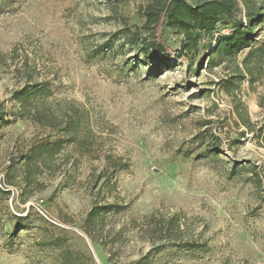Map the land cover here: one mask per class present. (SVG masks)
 I'll list each match as a JSON object with an SVG mask.
<instances>
[{"label":"rangeland","instance_id":"374dc122","mask_svg":"<svg viewBox=\"0 0 264 264\" xmlns=\"http://www.w3.org/2000/svg\"><path fill=\"white\" fill-rule=\"evenodd\" d=\"M248 1L258 46L264 0ZM153 2L0 0V108L51 90L0 125V264H264V72L227 82L248 49L213 69L204 48L157 62ZM47 140L66 143L31 157ZM95 206L112 210L90 220Z\"/></svg>","mask_w":264,"mask_h":264},{"label":"trees","instance_id":"16d2710c","mask_svg":"<svg viewBox=\"0 0 264 264\" xmlns=\"http://www.w3.org/2000/svg\"><path fill=\"white\" fill-rule=\"evenodd\" d=\"M247 18H238L239 3L237 0H207L197 5H192L186 0H154L147 12L148 26L151 29V41L148 42L144 52L150 54L157 62L171 59L173 53L178 57L185 54L199 53L202 48L209 50L200 61V66L207 60L210 68H215L222 63L236 59L245 49L248 53L243 61L242 70L228 79L229 84L243 81L247 74L255 80L256 72H264V40L256 46L253 42V25L262 15L256 4L246 0ZM152 24V25H151ZM178 35L176 42L178 49L170 43L169 33ZM207 39V42H202ZM251 61H254L251 64ZM166 65V64H165ZM246 71V74H245ZM228 84V85H229ZM51 94L47 83H27L12 93L11 100L19 106V116L28 117L32 106L37 99H44ZM264 107V101L261 102ZM10 114L0 108V125H7L16 121ZM32 117V116H31ZM68 130L74 133L75 125H69ZM243 135V132L241 133ZM264 141V131L261 136ZM65 140L46 141L34 145L31 149V157H42L44 153H54L60 147H64ZM264 143V142H263ZM112 210L110 206H95L89 213V219L94 220L104 212ZM185 247L194 249L193 243H186ZM69 264H73L70 259Z\"/></svg>","mask_w":264,"mask_h":264}]
</instances>
